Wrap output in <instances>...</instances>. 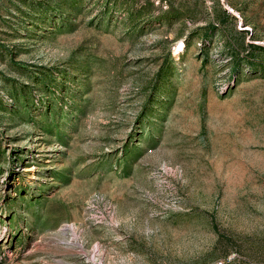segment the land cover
I'll list each match as a JSON object with an SVG mask.
<instances>
[{
  "label": "rangeland",
  "instance_id": "obj_1",
  "mask_svg": "<svg viewBox=\"0 0 264 264\" xmlns=\"http://www.w3.org/2000/svg\"><path fill=\"white\" fill-rule=\"evenodd\" d=\"M0 264H264V0H0Z\"/></svg>",
  "mask_w": 264,
  "mask_h": 264
},
{
  "label": "bare ground",
  "instance_id": "obj_2",
  "mask_svg": "<svg viewBox=\"0 0 264 264\" xmlns=\"http://www.w3.org/2000/svg\"><path fill=\"white\" fill-rule=\"evenodd\" d=\"M180 47H182V45H179L178 48H176V51H178L180 49Z\"/></svg>",
  "mask_w": 264,
  "mask_h": 264
}]
</instances>
